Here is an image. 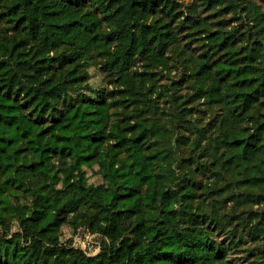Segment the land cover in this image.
I'll return each instance as SVG.
<instances>
[{"label":"trees","instance_id":"16d2710c","mask_svg":"<svg viewBox=\"0 0 264 264\" xmlns=\"http://www.w3.org/2000/svg\"><path fill=\"white\" fill-rule=\"evenodd\" d=\"M181 7L0 0V264H234L240 238L214 237L229 204L248 208L264 264V11ZM173 68L172 89L186 90L175 122L157 85ZM188 105L212 112L208 128L184 118ZM187 126L206 138L184 155ZM64 225L97 234L99 252L71 247Z\"/></svg>","mask_w":264,"mask_h":264},{"label":"rangeland","instance_id":"374dc122","mask_svg":"<svg viewBox=\"0 0 264 264\" xmlns=\"http://www.w3.org/2000/svg\"><path fill=\"white\" fill-rule=\"evenodd\" d=\"M193 0H180V3L182 5V10H185V6L189 5ZM197 1V0H194ZM255 3H257L261 9L264 11V0H250ZM200 12L201 8L198 9ZM202 14V13H201ZM175 68H173V71L171 72L169 78L166 75H160L159 80L157 85L161 86V103H160V108L163 110H166V113L169 115L167 117V121H173L175 122L177 120L178 116V108L176 107L179 103V101L174 100V98L179 97V95H184L186 93V90L184 89V85H178L177 89H172L171 85L173 82L177 81V74L174 71ZM89 73L91 75L90 79V84L94 87V89L102 90L105 87L104 83V74L100 70V67L95 64L94 66L90 67ZM179 100V99H178ZM190 111H184L186 112L185 119L190 120V124H194L195 126H205L207 122H210V119L212 117V112H209L208 109H200L197 110V108L192 107L191 105H188L187 107ZM200 108V107H198ZM203 110V111H201ZM179 119V118H178ZM180 120V119H179ZM194 126V127H195ZM183 130V135L192 138L191 143L188 147V150H184V155L187 154H192L193 151L196 149V146L199 141L204 142V136H198L196 133L194 135H190L189 132H194L191 128L189 127L188 131L186 130L185 127H181ZM205 128H208V126H205ZM179 134V132H178ZM209 141V140H208ZM197 154V157L199 158L200 154L199 153H194ZM203 159L201 160V162ZM87 175L89 177V182L90 183H98L100 182V177L97 175L96 172V167L94 166L93 168H87ZM205 176H207V173H205ZM204 177L203 176H198V180H202ZM212 207H210V210ZM255 210L256 207H253ZM220 211H215V213H218V218L220 220V224L222 223L221 226V231L216 233L214 235L215 239L219 242H224L228 243V238L231 237L232 234L236 235V239L240 238V242H237L234 249L230 251L229 257L232 259L234 264H254L255 263V257L252 255L254 252L255 255H259L260 251L263 247L261 243L253 242L250 240V237L248 235V227L246 226V219L247 215L246 212L248 211V208H238V207H232V205H228L227 207H223L222 209H219ZM244 212L243 216H245V220L242 224H238V218H237V213L239 212ZM214 212V211H213ZM14 229V227H13ZM16 229V228H15ZM62 231L64 233H71L72 228L68 225H64L62 227ZM65 235L63 240H66ZM99 240V238H98ZM100 241V240H99ZM102 242V241H101Z\"/></svg>","mask_w":264,"mask_h":264},{"label":"built area","instance_id":"2783aa9c","mask_svg":"<svg viewBox=\"0 0 264 264\" xmlns=\"http://www.w3.org/2000/svg\"><path fill=\"white\" fill-rule=\"evenodd\" d=\"M66 241L70 242L71 247L80 249L87 256H94L100 250L98 235L84 228H79L74 234H68Z\"/></svg>","mask_w":264,"mask_h":264}]
</instances>
